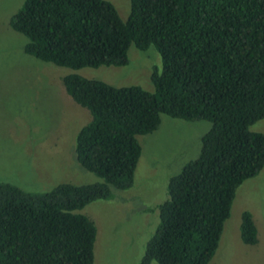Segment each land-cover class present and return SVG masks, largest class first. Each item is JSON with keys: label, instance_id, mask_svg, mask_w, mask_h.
Here are the masks:
<instances>
[{"label": "trees", "instance_id": "16d2710c", "mask_svg": "<svg viewBox=\"0 0 264 264\" xmlns=\"http://www.w3.org/2000/svg\"><path fill=\"white\" fill-rule=\"evenodd\" d=\"M10 25L45 63L124 67L131 45L154 46L162 71L151 75L153 93L62 78L91 115L76 136L77 162L102 182L47 192L0 183V264H93L96 227L77 211L133 186L136 137L156 131L161 115L212 126L199 156L170 179L139 264H209L236 189L264 167V135L249 131L264 119V0H130L126 21L106 0H25ZM239 232L257 243L250 213Z\"/></svg>", "mask_w": 264, "mask_h": 264}, {"label": "rangeland", "instance_id": "374dc122", "mask_svg": "<svg viewBox=\"0 0 264 264\" xmlns=\"http://www.w3.org/2000/svg\"><path fill=\"white\" fill-rule=\"evenodd\" d=\"M106 1L127 20L130 0ZM24 2L0 0V183L27 192H47L60 184L101 183L77 162L76 136L91 115L66 93L62 78L76 74L115 88L135 86L153 93L151 75L162 71L160 55L154 46L141 51L131 45L124 67L74 70L45 63L24 52L28 40L11 28L10 21ZM211 126L161 115L156 131L136 137L141 155L133 186L112 189V200L77 211L96 227L93 264L140 263L159 225L158 207L168 199L170 179L199 156L201 137ZM249 131L264 135V119ZM243 212L251 214L257 230V243L252 246L240 239ZM209 264H264V167L236 189Z\"/></svg>", "mask_w": 264, "mask_h": 264}]
</instances>
